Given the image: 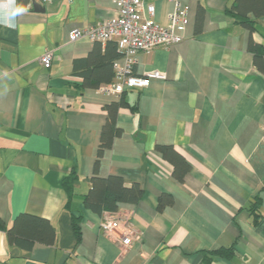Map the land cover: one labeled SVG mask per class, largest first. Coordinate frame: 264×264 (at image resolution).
Here are the masks:
<instances>
[{
  "label": "crops",
  "instance_id": "0c3cea01",
  "mask_svg": "<svg viewBox=\"0 0 264 264\" xmlns=\"http://www.w3.org/2000/svg\"><path fill=\"white\" fill-rule=\"evenodd\" d=\"M35 1L0 0V264H264V14L247 12L250 29L228 12L236 0H181L183 39L133 65L165 78L115 95L98 88L125 64L116 41L69 39L114 15L115 0ZM143 2L168 24L171 0ZM120 100L100 148L106 105ZM111 175L142 191L118 205L141 236L126 248L84 205L91 177ZM20 216L47 220L53 239L10 242Z\"/></svg>",
  "mask_w": 264,
  "mask_h": 264
},
{
  "label": "built area",
  "instance_id": "2783aa9c",
  "mask_svg": "<svg viewBox=\"0 0 264 264\" xmlns=\"http://www.w3.org/2000/svg\"><path fill=\"white\" fill-rule=\"evenodd\" d=\"M49 1V0H43ZM173 10L169 13L168 24H160L153 18V8L149 15L143 14V0H115V14L89 26L86 29H73L69 32L70 41L86 37L92 41L104 43L115 40L125 64L117 69L115 81L99 87V91L119 95L130 89H139L150 84L152 79H164L161 70H148L141 75L133 73L135 56L139 52H151L156 47L168 48L183 39V31L188 23V6L181 0H171ZM53 61L52 50L46 49L39 57L42 67H50ZM100 230L123 248L138 243L140 232L132 225L130 216L119 211H104L100 221Z\"/></svg>",
  "mask_w": 264,
  "mask_h": 264
},
{
  "label": "trees",
  "instance_id": "16d2710c",
  "mask_svg": "<svg viewBox=\"0 0 264 264\" xmlns=\"http://www.w3.org/2000/svg\"><path fill=\"white\" fill-rule=\"evenodd\" d=\"M228 12L239 17L240 22L251 29L253 28L252 21L246 14L247 12H252L254 16L263 15L264 0H236V3L228 9ZM254 49H257V47H254ZM121 104L123 105V102L120 100L106 105L108 117L104 128L101 131L100 148L109 145L112 135L118 132L114 127V120L115 113ZM163 149L164 154L165 152L166 154H171L170 147H164ZM166 154L165 156H167ZM74 179V173H70V175L64 179V184L68 187V191H70L69 187ZM90 181L91 186L87 194L84 196V205L99 213L104 211L115 212L118 210L119 203L136 202L142 194L141 189L136 185L125 187L121 177L117 175H111L106 178L92 176ZM257 208L258 206L250 208V213L256 225L259 224L261 220H259L261 215ZM79 218L80 216L74 217L75 220L73 221V229L77 241L80 239V230L78 227ZM20 226H22L21 229H19ZM5 232L10 242H15L26 247H30L33 240L47 241L49 239V234L52 240L54 234L48 221L36 216H20L15 220L12 227L5 229ZM24 240H27L29 243H25ZM231 251L230 247L211 250L208 252L209 257H206V259L210 260L211 256L230 254Z\"/></svg>",
  "mask_w": 264,
  "mask_h": 264
},
{
  "label": "water",
  "instance_id": "95a60500",
  "mask_svg": "<svg viewBox=\"0 0 264 264\" xmlns=\"http://www.w3.org/2000/svg\"><path fill=\"white\" fill-rule=\"evenodd\" d=\"M19 1V4H20V6H26V4L29 2V1H31V3H32V5H33V7L35 8V9H38V8H40V4L38 3V2H36L35 0H18Z\"/></svg>",
  "mask_w": 264,
  "mask_h": 264
}]
</instances>
